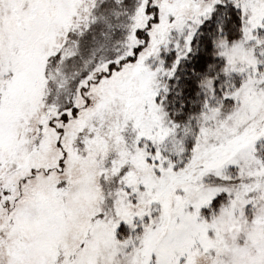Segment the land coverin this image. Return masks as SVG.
<instances>
[{"label":"snow or ice","instance_id":"snow-or-ice-1","mask_svg":"<svg viewBox=\"0 0 264 264\" xmlns=\"http://www.w3.org/2000/svg\"><path fill=\"white\" fill-rule=\"evenodd\" d=\"M0 264H264V0H0Z\"/></svg>","mask_w":264,"mask_h":264}]
</instances>
